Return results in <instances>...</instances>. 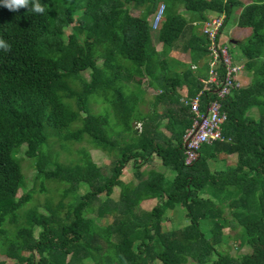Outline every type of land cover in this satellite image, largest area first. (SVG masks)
<instances>
[{"label": "trees", "instance_id": "trees-1", "mask_svg": "<svg viewBox=\"0 0 264 264\" xmlns=\"http://www.w3.org/2000/svg\"><path fill=\"white\" fill-rule=\"evenodd\" d=\"M39 2L42 14L31 5L9 11L0 0V39L11 45L0 50V264H187L199 248L204 264H264L227 251L224 238L232 234L223 231H234L239 246L264 248V0H250L236 17L237 0ZM159 4L164 12L153 28ZM211 15L223 16V26L234 17L251 29L235 41L249 81L221 99L224 139L202 144L186 164L192 113L182 99L201 92L204 110L216 98V84L204 89L202 81L211 56L201 24ZM177 49L187 61L170 55ZM88 68L86 80L80 72ZM215 69L220 82L225 68ZM137 72L157 91L148 110L132 81ZM94 95L111 104V114L96 112ZM67 110L83 114L66 120ZM82 142L108 151V165L90 168L84 146L74 147ZM218 155L235 156V163L214 168ZM22 156L34 159L33 180ZM129 163L132 177L125 181ZM80 183L88 187L84 195ZM114 187L122 191L118 199ZM39 193L46 194L43 202L34 198ZM151 198L156 202L142 208ZM174 204L190 226L173 228L159 250L165 210Z\"/></svg>", "mask_w": 264, "mask_h": 264}, {"label": "rangeland", "instance_id": "rangeland-1", "mask_svg": "<svg viewBox=\"0 0 264 264\" xmlns=\"http://www.w3.org/2000/svg\"><path fill=\"white\" fill-rule=\"evenodd\" d=\"M58 1V0H57ZM224 1V0H223ZM248 0H237V2L233 5V15L236 17V15L240 14L242 11H244L247 6H248ZM161 4V3H160ZM159 4V5H160ZM132 12L134 14H138L139 10H132ZM151 17V16H150ZM234 17L230 18V20L228 21V23H226V25L223 27L222 29V35H220V40L221 41H225L227 46L229 47V49L231 50V54L233 57V60L236 63H240V62H244L245 61V57L242 55L241 50H240V46L239 43H232L230 42V39L233 40H241L243 38H245L247 35L250 34V30L249 29H241V27H239L233 20ZM67 30L64 31L65 34H67ZM154 46L157 49H160V44L154 42ZM170 55L175 57L176 59L182 60V61H187L188 57L187 54L182 52L181 50L177 49V50H173L170 52ZM258 56V53L253 52L251 57H255ZM80 75L88 80L90 78L91 75V69H86L80 72ZM248 73L246 70H243V72L240 74V77L242 78L241 83H242V87H239V90L241 89V91L244 89V86L247 85L248 83ZM134 83H138L140 84V87L143 89V94L144 95V104L142 105V107L145 110L150 109V106L148 105V101L153 97L154 93L157 92L153 89V87H151L148 84L147 78L142 75L140 72H137L136 74H134V78L132 80ZM133 84V83H132ZM244 85V86H243ZM182 91V92H181ZM181 93H183V89L180 90ZM140 96V95H138ZM89 103L94 104L93 108L95 110H97V113H105V112H110V114L112 113V106L110 103H104L102 102V99L97 98L96 95L91 96ZM159 109L161 110V107H159ZM251 112L253 117L257 116V110L256 108H251ZM83 114L82 112H78L75 110H67L64 113V118L66 120H69L73 115L75 114ZM112 121L115 122L114 116L112 118ZM112 122V123H113ZM138 129H140V124H137ZM80 146H84L86 152H85V160L86 163L88 164V166L90 168L92 167H98V166H106L108 165L109 161H110V155L108 153V151H103L100 149H96L94 147H92L91 145H89L86 142H82L79 144H75L74 147L75 148H79ZM54 147L56 148L57 145L55 144ZM15 153L20 154L19 150H14ZM23 157V156H22ZM219 159H216L215 161L213 160V167L220 169L223 168L224 166H226V164H234L235 163V156H226L225 159H220V157H222V155H218ZM64 158V155L62 154L61 159ZM34 159H30V158H22L21 159V164L23 167V170L26 174L27 179L29 180H33L34 176H35V170L31 167L30 163L33 162ZM154 163L156 164L157 162L154 159ZM153 163V164H154ZM146 167H149V165H146ZM157 169L163 170L166 174H169L167 176L170 177L171 175V171L169 169H165L163 167L158 166ZM132 166L131 163L127 164L123 170V175L122 178L123 180L127 181L129 180L132 176ZM50 187V185H49ZM88 187L85 183H80L78 185V193L81 195H84V193L87 191ZM122 191L119 187H114L113 189V193H112V197L114 199H118L121 195ZM46 194L44 193H39L36 194L34 196V198H36L37 201L39 202H43V200L45 199ZM206 196V195H204ZM33 201V199H32ZM31 201V202H32ZM30 202V203H31ZM155 200H145L141 202V207L148 209L150 208L153 204H154ZM40 211L44 212V209L42 207H40ZM183 210L180 207L179 204H174L173 206H170L168 208H166L165 210V219L163 221V228H162V232H161V244L159 245V250H162L164 248V245L167 241V238L169 236L170 231L173 228H177V227H187L190 226V223L188 221V219H186L183 215ZM43 224H46V217L43 216ZM108 221H110V219H107ZM106 221V220H104ZM38 231V229H37ZM224 233H231L232 237L227 238L225 237V245L224 248H226L227 251L231 252L232 254H245L246 256L250 257V258H264V248L260 247L258 245H254V246H247L246 244L243 243L242 246H239V238L237 237H233V234L235 233L234 231L229 230V228H224L223 229ZM36 237V236H35ZM25 244H22L20 247V251L21 252H25ZM202 256H203V251L202 248L199 249H195L193 251H191L189 253V257L190 260L188 261L187 264H204L202 263ZM4 256L0 255V259H3ZM12 261H8V263L10 264Z\"/></svg>", "mask_w": 264, "mask_h": 264}, {"label": "built area", "instance_id": "built-area-1", "mask_svg": "<svg viewBox=\"0 0 264 264\" xmlns=\"http://www.w3.org/2000/svg\"><path fill=\"white\" fill-rule=\"evenodd\" d=\"M164 6L160 5L157 10L153 27H157L162 20ZM223 26V16L211 15L201 24V30L209 39L208 49L210 52V61L208 77L203 79L204 89H209L211 84L216 93V98L209 101L204 110L200 109V94L189 99H182L188 104L192 113V123L184 134V161L190 164L199 154V149L204 143H212L223 140L222 126L227 119L226 112L222 110L221 99L231 92V89L241 86L240 74L244 70L243 64L233 63L229 48L225 41H216L217 35H221ZM221 63L225 68L222 80L218 82L216 66ZM186 142V144H185Z\"/></svg>", "mask_w": 264, "mask_h": 264}, {"label": "clouds", "instance_id": "clouds-1", "mask_svg": "<svg viewBox=\"0 0 264 264\" xmlns=\"http://www.w3.org/2000/svg\"><path fill=\"white\" fill-rule=\"evenodd\" d=\"M2 5L6 7L9 11H18L21 8H29V5H31L30 10L35 13L42 14L45 11V9L41 6L39 0H2ZM153 21H152V27H153ZM223 27L224 26H222L221 29H223ZM10 49H11V45L8 44L3 39H0V50L7 52L10 51Z\"/></svg>", "mask_w": 264, "mask_h": 264}, {"label": "crops", "instance_id": "crops-1", "mask_svg": "<svg viewBox=\"0 0 264 264\" xmlns=\"http://www.w3.org/2000/svg\"><path fill=\"white\" fill-rule=\"evenodd\" d=\"M248 2L250 3V0H248ZM249 3H248V4H249ZM236 16H237V15H236ZM224 26H225V25H224ZM241 29H249L250 32H251V29L248 28V27H245V28H244V27H243V28L241 27ZM221 35H222V33H221ZM247 36H248V35H247ZM247 36H246V37H247ZM246 37H245V38H246ZM243 39H244V38H243ZM241 40H242V39H241ZM244 62H245V61H244ZM244 62H240V63H238V64H243V65H244ZM247 78H248V81H249V75L247 76ZM241 80H242V78L240 77V82H241ZM242 83H243V82H242ZM242 83H241V87H242ZM243 86H244V85H243ZM181 90H182V89H181ZM240 90H241V89H240ZM179 92H180V91H179ZM181 92H182V91H181ZM181 92H180V94L184 95L185 90L183 89V93H181ZM225 158H226V157H225ZM155 161L157 162L156 165H158V164H159L158 160H155ZM152 199H154V198L146 199V200H152ZM154 200H155V202H156V199H154ZM144 201H145V200H144ZM155 202H154V203H155ZM148 209H149V208H148Z\"/></svg>", "mask_w": 264, "mask_h": 264}, {"label": "water", "instance_id": "water-1", "mask_svg": "<svg viewBox=\"0 0 264 264\" xmlns=\"http://www.w3.org/2000/svg\"><path fill=\"white\" fill-rule=\"evenodd\" d=\"M230 42H232V43H235V40H233V39H230ZM185 144H186V142H185Z\"/></svg>", "mask_w": 264, "mask_h": 264}]
</instances>
